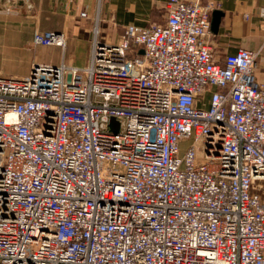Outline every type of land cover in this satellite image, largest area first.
Wrapping results in <instances>:
<instances>
[{"label": "built area", "instance_id": "2783aa9c", "mask_svg": "<svg viewBox=\"0 0 264 264\" xmlns=\"http://www.w3.org/2000/svg\"><path fill=\"white\" fill-rule=\"evenodd\" d=\"M218 6L0 75V264H264L263 48L215 59Z\"/></svg>", "mask_w": 264, "mask_h": 264}, {"label": "crops", "instance_id": "0c3cea01", "mask_svg": "<svg viewBox=\"0 0 264 264\" xmlns=\"http://www.w3.org/2000/svg\"><path fill=\"white\" fill-rule=\"evenodd\" d=\"M208 2L211 0H200ZM223 12L219 30H212L213 55L219 62L241 47L263 48L257 73L264 75V0H213ZM168 0H0V75L28 76L35 63L88 66L95 39L116 42L124 26H147L167 19ZM87 12L83 17L81 13ZM90 21H88V20ZM95 24L98 37L90 27ZM65 32L67 46L36 45L35 33ZM102 34V35H101ZM29 63L17 70V60Z\"/></svg>", "mask_w": 264, "mask_h": 264}, {"label": "rangeland", "instance_id": "374dc122", "mask_svg": "<svg viewBox=\"0 0 264 264\" xmlns=\"http://www.w3.org/2000/svg\"><path fill=\"white\" fill-rule=\"evenodd\" d=\"M88 21H90V20H88ZM90 27H91V29L95 30L94 31L95 38L98 37V31H96L97 27L95 26L93 21L90 22ZM28 69H29V63L27 60L25 61V60H23V58H20L19 60H17V70L18 71H26L27 72ZM255 187H256L255 189L257 191H260L264 195V182H260V181L256 182Z\"/></svg>", "mask_w": 264, "mask_h": 264}, {"label": "water", "instance_id": "95a60500", "mask_svg": "<svg viewBox=\"0 0 264 264\" xmlns=\"http://www.w3.org/2000/svg\"><path fill=\"white\" fill-rule=\"evenodd\" d=\"M223 12L221 10L215 9L212 13V30L217 32L219 30L221 18Z\"/></svg>", "mask_w": 264, "mask_h": 264}]
</instances>
